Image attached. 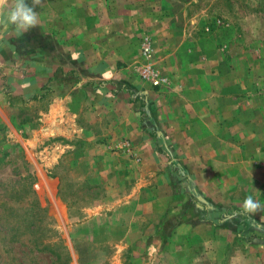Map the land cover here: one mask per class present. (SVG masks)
Wrapping results in <instances>:
<instances>
[{"label": "crops", "instance_id": "obj_1", "mask_svg": "<svg viewBox=\"0 0 264 264\" xmlns=\"http://www.w3.org/2000/svg\"><path fill=\"white\" fill-rule=\"evenodd\" d=\"M125 8L123 0H43L39 26L19 35L10 24L0 28V130L27 149L35 139L59 138L41 150L55 167L80 139L92 142L107 195L86 203L82 224L124 216L121 246L136 240L137 264L264 258V243L256 248L249 237L257 228L264 235V223L242 212L248 195L258 200L264 191V107H254L259 94L247 93L250 81L223 57L238 37L237 17L203 36L179 31L172 16L150 12L142 21L140 9ZM241 12L239 38H262L254 47L264 58V12ZM145 32L158 63L182 78L181 97L138 81ZM59 200L66 210L55 215L57 225L69 219L71 229L73 213Z\"/></svg>", "mask_w": 264, "mask_h": 264}, {"label": "rangeland", "instance_id": "obj_2", "mask_svg": "<svg viewBox=\"0 0 264 264\" xmlns=\"http://www.w3.org/2000/svg\"><path fill=\"white\" fill-rule=\"evenodd\" d=\"M123 2L136 14L140 9L142 21L144 14L148 17L150 12L158 17L172 16L175 28L179 31L183 27L190 28L194 35L204 36L207 33H213L225 24L230 14L237 17L238 37L231 40V52L228 48L223 57L225 61L229 59L230 62L237 63L238 79L241 77L243 80L250 81L247 93L253 91V94H259L256 96L262 101L254 103V107H264V58L260 49L254 47L262 43L263 39L239 38L244 28L240 24L241 11H256L260 14L264 12V0H123ZM259 27L262 32L263 24H259ZM140 41L141 61L135 66V73L141 85H150L155 90H161L162 93L170 96L181 97V92L185 94L186 89H182L180 82L177 81L182 78H173L164 66L158 63L150 33L145 32L141 35ZM147 46L150 47L148 55L145 54ZM244 47L248 52L242 51ZM181 59L183 62H189L193 57L189 59L184 56ZM174 60L181 62L177 57ZM147 65H150L152 72L157 74L160 84H154L152 80L142 75L143 68ZM246 67L248 69H245ZM223 73L227 75L225 70ZM181 75L183 74L178 76ZM152 76L155 77V74ZM238 90L246 92L245 87L244 90L237 87ZM58 139L46 138L44 142L39 143L40 145L36 144L35 139L27 149L21 145L20 141L9 139L0 130V264H137L134 261V251H138V248L133 246L136 240H126L131 245L121 246L122 239L127 233L122 227L125 224L124 216L114 214L107 216L105 220L98 218L91 224H82L85 215L82 209L86 203L100 202L107 195L105 184L101 181L105 168L97 160L100 152L93 148L92 142L79 138L77 149L63 154L61 164L55 167L49 163V158L44 159L41 150L51 147ZM260 140L264 143V136ZM127 142L128 140H123V143ZM113 151H117V148H113ZM130 158L137 159L132 155ZM88 161H93L92 165ZM113 170H110V173L117 175L119 170L115 168ZM58 180H61V184ZM57 184L59 189L61 186L60 194L56 192ZM32 187L41 207L47 210V216L38 222V216L32 212L35 219L31 226L33 229L38 227V230L35 233L21 234L12 229L16 220L6 216L12 209L15 211L22 204H26L31 197ZM60 195L67 203V210L70 209L73 213L74 222L71 229L72 224L69 219H65V223H61L62 226L57 225L55 219V215L57 216L62 210L65 214L66 210V204L63 205L59 200ZM263 195L264 191L263 194H258L259 202ZM238 196L243 198L247 196L244 188L239 191ZM253 216L257 223H264V211L254 213ZM25 224L26 222H23V225ZM249 237L255 240L256 248L257 243L261 241L264 243V235L258 228ZM217 264L231 263L224 261ZM247 264H264V258L258 253Z\"/></svg>", "mask_w": 264, "mask_h": 264}, {"label": "clouds", "instance_id": "obj_3", "mask_svg": "<svg viewBox=\"0 0 264 264\" xmlns=\"http://www.w3.org/2000/svg\"><path fill=\"white\" fill-rule=\"evenodd\" d=\"M42 5L43 0H32L31 5L27 3V0H12L11 3L9 0H0V28L10 24L14 26L15 32L19 35L39 26L40 16L36 8ZM259 211H264V205H261L253 195H248L243 201V214Z\"/></svg>", "mask_w": 264, "mask_h": 264}, {"label": "trees", "instance_id": "obj_4", "mask_svg": "<svg viewBox=\"0 0 264 264\" xmlns=\"http://www.w3.org/2000/svg\"><path fill=\"white\" fill-rule=\"evenodd\" d=\"M31 190V197L28 198L26 204H22V206L15 211H13L12 209L10 213L6 216L7 218L11 217L16 220L12 225V229L16 232H21V234L26 232H37L38 227L33 229V227L31 226L34 223L35 219V215L32 214V212H35V214L38 216V222L44 219L45 216H47V210L44 207H41L33 187L31 188ZM23 222H26V224L23 225Z\"/></svg>", "mask_w": 264, "mask_h": 264}, {"label": "built area", "instance_id": "obj_5", "mask_svg": "<svg viewBox=\"0 0 264 264\" xmlns=\"http://www.w3.org/2000/svg\"><path fill=\"white\" fill-rule=\"evenodd\" d=\"M149 52H150V47L149 46L145 47V54L148 55ZM152 74H155V77H153ZM142 75L145 78H149L150 80H152L154 84H160V79L158 78L156 73L152 72L150 65H147L143 68Z\"/></svg>", "mask_w": 264, "mask_h": 264}]
</instances>
